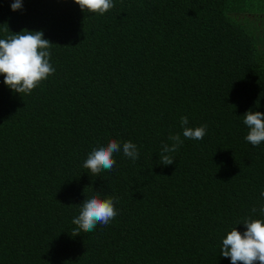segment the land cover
I'll return each instance as SVG.
<instances>
[{"label": "trees", "instance_id": "16d2710c", "mask_svg": "<svg viewBox=\"0 0 264 264\" xmlns=\"http://www.w3.org/2000/svg\"><path fill=\"white\" fill-rule=\"evenodd\" d=\"M12 2L0 0V39L42 31L55 72L30 94L0 74V264H231L223 238L264 220V142L243 123L264 112V0H112L103 15ZM182 116L207 125L202 140L183 136ZM177 133L175 161L159 164ZM113 139L139 158L83 167ZM93 195L117 197L118 214L73 236Z\"/></svg>", "mask_w": 264, "mask_h": 264}, {"label": "clouds", "instance_id": "9594fccd", "mask_svg": "<svg viewBox=\"0 0 264 264\" xmlns=\"http://www.w3.org/2000/svg\"><path fill=\"white\" fill-rule=\"evenodd\" d=\"M84 12L103 15L114 4L112 0H75ZM13 11L22 9V0H14L10 5ZM14 33V32H13ZM53 43L45 39L42 31H30L27 29L0 39V74L4 76V83L12 91L19 94H30L43 80L55 72L50 63V51ZM258 102V101H257ZM243 123L249 131L245 140L252 146H258L264 142V112L249 110L243 115ZM183 126V136L187 139L202 140L206 135L207 125L191 128L187 116L180 120ZM171 145L163 144L160 163L171 165L175 161L167 153L175 152L183 143L179 133L169 135ZM135 162L139 158L137 145L131 141L121 144L113 139L107 145L95 147L83 162V167L89 169L96 176L102 171H111L115 165L113 154L120 152ZM264 197V192H261ZM117 197L101 199L98 195L85 198L80 203L79 215L73 218L72 223L77 226L72 235H78L80 231L90 232L97 224L107 226L118 214L114 204ZM254 207L252 212H256ZM259 211L264 212V205ZM246 230L241 233L236 227L229 231L222 240L221 255L230 258L231 264H264V220L245 218L242 222Z\"/></svg>", "mask_w": 264, "mask_h": 264}]
</instances>
